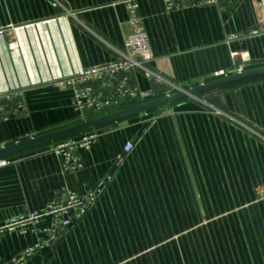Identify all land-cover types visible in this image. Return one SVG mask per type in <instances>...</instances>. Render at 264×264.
Wrapping results in <instances>:
<instances>
[{
    "label": "crops",
    "instance_id": "0c3cea01",
    "mask_svg": "<svg viewBox=\"0 0 264 264\" xmlns=\"http://www.w3.org/2000/svg\"><path fill=\"white\" fill-rule=\"evenodd\" d=\"M120 1L0 0V149L81 123L61 83L121 59L136 28ZM185 1L172 12L163 0L139 3L153 54L151 76L136 73L147 102L234 67L264 68V34L251 35L263 23L259 0ZM214 94L224 95L228 114L207 103ZM90 132L99 138L78 152L79 171L65 172L52 152L3 158L11 164L0 168V227L62 201V189L85 196L103 188L80 222L25 264H264V77L60 141ZM50 223L0 234V264L37 244Z\"/></svg>",
    "mask_w": 264,
    "mask_h": 264
},
{
    "label": "built area",
    "instance_id": "2783aa9c",
    "mask_svg": "<svg viewBox=\"0 0 264 264\" xmlns=\"http://www.w3.org/2000/svg\"><path fill=\"white\" fill-rule=\"evenodd\" d=\"M140 1L142 0L120 1V4L125 5L130 13L131 26L136 28L133 34L124 38L122 50L121 52L118 51L121 59L117 63L108 66L85 70L61 83L72 89V107L78 114L81 123L87 122L89 115L101 116L124 104L146 103L152 97L150 93L142 92L137 87L136 73L142 71L147 76H151V73L146 69V65L153 61L147 32L137 16ZM163 1L167 12L187 6L185 0ZM222 1L198 0L197 5L219 6ZM259 1L263 13V23L259 30L251 33L253 36L264 34V0ZM236 39L237 37L233 36L227 41ZM244 71L243 67H234L231 72H218L215 77L216 79H221ZM172 87V93L184 91L174 86ZM9 98L7 97V99ZM216 112L222 114L221 112ZM98 138V134L90 132L78 139L54 143L49 147V152L62 157V167L65 172L79 171L83 168V164L78 152L91 151ZM32 139L30 138L29 140ZM133 149L134 145L132 143L127 144L118 164L123 163ZM10 164L11 162L6 159L0 160V168ZM102 193V187L89 192L85 196H79L67 189H62L61 194L65 197L62 201L49 204L41 213L30 212L19 219L12 220L5 226H1L0 234L14 231L27 234L30 232L36 233V227L44 219L48 218L51 221L48 227L41 230L39 242L25 250L21 256L13 260L12 264H25L26 260L35 252L57 244L74 225L90 212Z\"/></svg>",
    "mask_w": 264,
    "mask_h": 264
},
{
    "label": "water",
    "instance_id": "95a60500",
    "mask_svg": "<svg viewBox=\"0 0 264 264\" xmlns=\"http://www.w3.org/2000/svg\"><path fill=\"white\" fill-rule=\"evenodd\" d=\"M261 77H264V68L244 71L239 74L230 75L228 77L221 78L214 82H210V83H207L202 86H198V87H195L189 90H185V91L177 92V93H170L167 96H163L156 100L149 101L141 105H137V106L122 110L120 112L114 113V114H110V115H106L100 118L89 120L87 122L80 123L70 128H66L64 130L53 132L51 134L37 137L32 140L23 141L15 145L0 149V159L6 158L11 155L19 154V156L17 157V159L19 160V159L29 158L37 154L46 153V152H49L50 148L49 146H46V147H43V146L51 144V143H55L57 141L74 136L76 134L91 131L93 129L99 128L101 126H104L110 123L122 121V120L128 119L137 114L146 113V112L161 109L164 107H172L174 103L185 100L189 97L194 98V97H198L204 94H210V93L222 90L226 87H229V86H232V85H235V84H238V83L250 80V79L261 78ZM166 91L167 92L171 91V89H168ZM166 91L162 92V94L166 93ZM206 101L210 106L219 109L225 114H228L227 108L225 105V98L223 94H214L208 97ZM127 123L128 122L125 121L123 123H120V125H126Z\"/></svg>",
    "mask_w": 264,
    "mask_h": 264
}]
</instances>
